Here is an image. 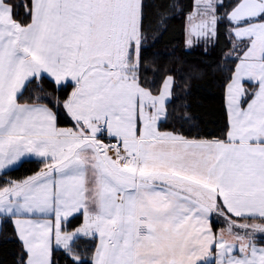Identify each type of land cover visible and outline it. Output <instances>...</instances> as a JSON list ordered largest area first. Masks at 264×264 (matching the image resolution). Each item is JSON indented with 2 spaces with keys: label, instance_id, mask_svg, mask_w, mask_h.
I'll list each match as a JSON object with an SVG mask.
<instances>
[{
  "label": "snow or ice",
  "instance_id": "snow-or-ice-1",
  "mask_svg": "<svg viewBox=\"0 0 264 264\" xmlns=\"http://www.w3.org/2000/svg\"><path fill=\"white\" fill-rule=\"evenodd\" d=\"M145 7L0 0V223L18 264H264V0L172 5L186 48L226 36L211 138L167 126L190 116L146 55L171 17L146 26Z\"/></svg>",
  "mask_w": 264,
  "mask_h": 264
},
{
  "label": "trees",
  "instance_id": "trees-1",
  "mask_svg": "<svg viewBox=\"0 0 264 264\" xmlns=\"http://www.w3.org/2000/svg\"><path fill=\"white\" fill-rule=\"evenodd\" d=\"M191 0H145V25L155 22L161 14L171 17L167 20L166 31L149 33V47L146 55L162 69H168L176 77V99L172 108L178 113L187 112L188 122L169 121L187 136H220L225 124L223 110L221 66V47L226 43V36L221 28V35L214 46L206 52L197 47L186 48L184 45L183 15L173 11L172 5L190 7ZM154 26V25H153ZM152 37H156L154 46ZM27 92L25 96H27ZM61 125H67L61 122ZM38 165L25 162L16 170L8 171L3 178H22L31 174ZM75 223V221L73 222ZM215 223V228L218 226ZM21 254L20 242L14 235L11 223H1L0 227V264H18ZM59 253L57 257L59 258ZM60 264L64 260L60 258Z\"/></svg>",
  "mask_w": 264,
  "mask_h": 264
},
{
  "label": "rangeland",
  "instance_id": "rangeland-1",
  "mask_svg": "<svg viewBox=\"0 0 264 264\" xmlns=\"http://www.w3.org/2000/svg\"><path fill=\"white\" fill-rule=\"evenodd\" d=\"M197 48H200V49H202V50H204L205 49V47H207V50L211 47V46H206V45H204L203 43H201L199 46H196ZM219 229V228H218Z\"/></svg>",
  "mask_w": 264,
  "mask_h": 264
},
{
  "label": "crops",
  "instance_id": "crops-1",
  "mask_svg": "<svg viewBox=\"0 0 264 264\" xmlns=\"http://www.w3.org/2000/svg\"><path fill=\"white\" fill-rule=\"evenodd\" d=\"M60 126H62V127H67V126H69L68 124L67 125H60ZM219 224H218V226H217V228L216 229H218V228H220L221 226H222V223L221 222H218ZM0 227H1V223H0Z\"/></svg>",
  "mask_w": 264,
  "mask_h": 264
}]
</instances>
